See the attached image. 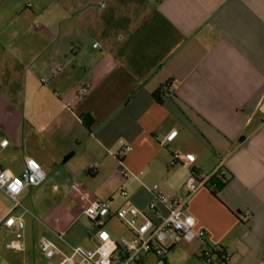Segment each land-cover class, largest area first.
I'll use <instances>...</instances> for the list:
<instances>
[{
  "label": "crops",
  "instance_id": "crops-1",
  "mask_svg": "<svg viewBox=\"0 0 264 264\" xmlns=\"http://www.w3.org/2000/svg\"><path fill=\"white\" fill-rule=\"evenodd\" d=\"M263 101L264 0H0V167L20 174L33 157L47 175L22 192V207L0 190V264H59L63 255L39 248L49 237L69 253L56 234L95 249L88 204L110 203L103 228L127 227L115 212L146 208L154 185L168 197L161 217L176 199L206 231L208 250L260 264ZM174 152L196 160L172 167ZM220 164L228 182L217 195L177 185V167ZM10 216L26 223L24 250L6 246L17 241Z\"/></svg>",
  "mask_w": 264,
  "mask_h": 264
},
{
  "label": "built area",
  "instance_id": "built-area-1",
  "mask_svg": "<svg viewBox=\"0 0 264 264\" xmlns=\"http://www.w3.org/2000/svg\"><path fill=\"white\" fill-rule=\"evenodd\" d=\"M98 43H95L97 46ZM89 91V86L80 89V95L86 94ZM264 109V101L260 105ZM178 134L177 129L170 131L164 138L163 143L172 142ZM126 147L121 150V153L129 150ZM178 152L172 153L171 166L182 165L189 166L195 160L194 153H186L183 159ZM91 173L97 171L95 165L91 164L88 168ZM120 175L127 179L130 176L128 169L121 166L119 169ZM227 171L220 164L209 173H203L193 169L189 173L187 179V188L189 195L197 192L200 189H216V184L212 180L215 177L226 176ZM47 178L46 172L39 161L33 157H26L22 173L14 174L0 167V190L4 192L13 202L15 207H22L19 196L27 187H36L41 185ZM153 189L157 191L154 199L147 205L146 208L137 205L120 208L115 212V215L127 226L131 236L123 237L119 241L113 239L112 233L103 228L104 220L107 219L111 205L105 201H92L85 208V214L94 221L98 227L96 236L98 244L95 249H86L81 246H74L65 241L62 234H56L57 238L65 243L69 249V253H65L62 247L49 237L40 239L39 248L43 255L52 259L55 256L63 255L59 264H134L137 263L139 257L144 254L155 253L165 257L173 245L181 238L189 240L201 239L206 236L204 229L196 228L195 218L186 212L184 204L176 199L169 201L170 207L164 216H160L159 206L166 204L168 197L161 191L159 186L154 185ZM120 195L126 196L127 189L123 188L119 192ZM9 227L16 226L17 241H10L6 244L7 248L18 250L25 249V243L22 240L23 230L26 227L24 220L10 216L5 221ZM212 250V249H211ZM211 250L202 252V257L207 263H212L217 260V256L211 254ZM228 260V254L224 256Z\"/></svg>",
  "mask_w": 264,
  "mask_h": 264
},
{
  "label": "rangeland",
  "instance_id": "rangeland-1",
  "mask_svg": "<svg viewBox=\"0 0 264 264\" xmlns=\"http://www.w3.org/2000/svg\"><path fill=\"white\" fill-rule=\"evenodd\" d=\"M175 169H177L175 172L177 185H181L182 187L184 186L187 191L186 182L189 173L183 167H177ZM169 170L171 169L169 168ZM83 221H85L88 226L87 228L92 226V223L87 216H84ZM105 226V228L112 233L113 238L117 240H120L123 237L128 238L131 236L128 228L120 224L117 220H113L110 223L107 222ZM208 248L209 246L205 242H202L201 239L196 238L189 240L187 238H181L176 243L174 249L169 251L165 257L155 253H149L146 256L142 255V257L139 258V264H221L218 260H214L212 263L206 262L205 258L202 257L201 250L206 251ZM164 258H166V261ZM260 264H264V257Z\"/></svg>",
  "mask_w": 264,
  "mask_h": 264
},
{
  "label": "trees",
  "instance_id": "trees-1",
  "mask_svg": "<svg viewBox=\"0 0 264 264\" xmlns=\"http://www.w3.org/2000/svg\"><path fill=\"white\" fill-rule=\"evenodd\" d=\"M158 100H161V97H157ZM214 181V183L216 184V189L215 190H212V193L214 195H217L218 192L223 189L227 182H228V179L226 176H224L223 178L222 177H215L212 179ZM211 254L212 255H215L217 256V260L219 261V263L221 264H228V260L225 259V255H227L225 249L221 246H218V247H214L212 250H211ZM165 260V258H164ZM166 261V260H165Z\"/></svg>",
  "mask_w": 264,
  "mask_h": 264
}]
</instances>
